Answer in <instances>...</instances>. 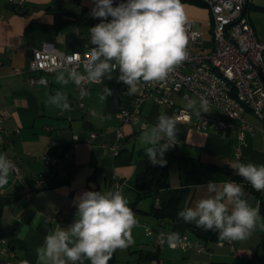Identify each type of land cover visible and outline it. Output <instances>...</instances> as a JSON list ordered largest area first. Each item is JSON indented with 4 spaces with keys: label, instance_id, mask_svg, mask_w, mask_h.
Returning a JSON list of instances; mask_svg holds the SVG:
<instances>
[{
    "label": "crops",
    "instance_id": "obj_1",
    "mask_svg": "<svg viewBox=\"0 0 264 264\" xmlns=\"http://www.w3.org/2000/svg\"><path fill=\"white\" fill-rule=\"evenodd\" d=\"M120 2L122 0H114V6ZM181 3L187 19L193 21L201 33V53H212L215 42L210 8L202 0H181ZM93 6L94 0H25L20 7H15L9 0H0V114H8L4 123L6 156L18 166L22 175L21 180H16L14 173H10L9 183L0 189V238L15 250V263L22 264L27 260L29 264H37L36 249L57 227L67 228L74 222L77 211L74 201L85 191H119L128 205L136 203L138 192L134 180L149 165L138 137L145 126L155 125L157 118L165 114L176 121L177 140L181 142L164 156L174 163L172 188L189 190L185 208L195 207L198 200L210 195L206 190L209 181L221 186L223 182L231 181L242 186L245 198L251 206L259 209L261 219L246 240L206 243L196 236L199 227L193 228L182 220L160 221L151 215V207L158 204L159 199L154 201L149 197L137 202L133 211L138 221L132 229L134 244L124 250L118 249L113 254V264H264V253H260L264 244V228L260 227L264 224V191H256L235 170L223 172L238 161L264 164V135L260 127L247 137L243 157L237 160L234 131H198L194 118L189 123L176 119L177 109L194 111L186 109L187 102L179 95L173 97L174 107L145 102L140 107L138 124L121 123L117 113L122 107L135 108V100L143 93L144 85L137 93L128 95V86L116 79L118 71L113 73L112 80L105 79L88 87L85 109L75 105L74 110L67 111L47 103L48 97L57 91L67 95L70 106L79 97L74 83H57L58 72L44 75L47 85L31 86L28 73L13 76L15 69H27L34 50L42 49L47 43L67 53L89 50L92 47L88 44L89 29L100 23L98 18L90 15ZM253 9L254 17L250 15ZM247 12L258 37L260 31L256 21L257 16L264 13V0H248ZM57 19L62 24L53 28ZM104 86L113 94L101 101ZM195 101V109L200 108L201 102ZM118 132L123 133V139H118ZM92 133L96 137L91 140ZM113 144L120 145V155L114 156L106 147ZM70 149L74 153L64 159L59 169L46 165L42 159L45 155L62 157ZM234 175L244 182L234 179ZM40 176L52 177L49 187L27 199L25 190L34 187ZM52 217L57 220L50 221ZM145 226L154 230L165 228L201 241L206 244L207 252L196 255L169 246L160 249L147 238ZM257 242L260 244L254 251L252 247ZM235 250L247 251L251 258H236Z\"/></svg>",
    "mask_w": 264,
    "mask_h": 264
},
{
    "label": "clouds",
    "instance_id": "obj_2",
    "mask_svg": "<svg viewBox=\"0 0 264 264\" xmlns=\"http://www.w3.org/2000/svg\"><path fill=\"white\" fill-rule=\"evenodd\" d=\"M90 15L101 22L89 29L88 44L92 47L83 71L65 66L56 75L57 83L78 86L81 99L89 95L84 84L112 80L117 71L116 79L128 86L127 94H135L145 84L165 81L188 56L187 17L181 0H122L116 6L114 0H94ZM112 94L104 86L101 101ZM47 103L61 111L70 110L68 97L61 91L49 96ZM195 108L196 101L189 100L186 109ZM201 112H207L206 100L201 101L196 115ZM177 135L176 121L161 114L155 125L143 128L138 140L153 166L164 167V155L178 143ZM230 167L256 191H264V164L238 161ZM15 168L12 160L0 154V189L9 183ZM206 190L208 197L198 200L195 207L181 210L178 216L204 231L218 233L219 242L248 239L261 217L259 209L245 198L242 186L209 181ZM74 203V222L67 228L57 227L45 237L36 249L37 264H109L118 249L134 244L132 229L138 221L121 192L85 191ZM166 241L173 248L183 242L176 232L167 234Z\"/></svg>",
    "mask_w": 264,
    "mask_h": 264
},
{
    "label": "built area",
    "instance_id": "obj_3",
    "mask_svg": "<svg viewBox=\"0 0 264 264\" xmlns=\"http://www.w3.org/2000/svg\"><path fill=\"white\" fill-rule=\"evenodd\" d=\"M25 0H9L15 7H20ZM211 10V14L220 16L221 32L213 31V39L220 40V52L203 54V42L201 33L196 28L193 21L187 19L186 34L189 42L187 45L188 56L169 77L160 83L145 84L143 93L135 100V108L128 110L122 107L117 113L118 120L127 125H136L140 121V107L145 102H153L159 106L174 107L173 97L179 95L186 102L189 100L207 101V112H201L198 116L196 111H188L185 109H177V120L189 123L195 119V127L198 131H215L220 132L230 129L236 133L237 145L235 147V157L241 160L243 157V149L247 147V137L253 135L257 127L251 123L247 116L242 113L240 103H233L232 89L223 86L213 73L209 72V65L220 64L224 66L228 74L236 78L237 84L241 85L242 98H250V103L257 105L258 110L264 112V42L259 38H252L250 35L251 23H244L241 18V6L248 4V0H202ZM111 19L110 17L108 18ZM101 22V19L98 18ZM89 50L83 52H64L55 45L47 43L40 50H34L33 58L27 69H15L13 76H21L30 74L29 84L47 85L48 82L44 75H50L59 72L65 66H74L78 70L83 71V62L88 59ZM70 61L74 63L70 64ZM41 74L42 76H39ZM1 79V77H0ZM91 84L83 85L88 90ZM76 86V85H75ZM78 93L80 88L76 86ZM85 98L78 97L73 102L70 109L74 110L77 105L80 109L86 108ZM8 118V114H0V153L7 154L5 146L7 144V133L4 123ZM264 135V127L260 126ZM96 137L92 133L90 139ZM122 132H118V139H123ZM77 140L78 137H75ZM181 142L172 148H177ZM52 146H56L53 142ZM114 156L120 155L121 147L119 144L106 146ZM74 153V150H67L64 156L45 155L42 157L46 165L59 169L62 167L63 161ZM15 164V163H14ZM16 165V164H15ZM16 180H21L22 175L16 165L13 171ZM52 177L40 176L36 179L35 186L28 188L24 192L27 199H31L33 195L40 190L49 187V181ZM50 221H56L57 218L52 217ZM147 238L151 239L155 246L163 248L169 246L166 241L167 234L172 233L165 228L154 230L148 226L144 227ZM182 243L174 250H179L185 254H202L207 252L205 243L191 239L188 236H180ZM236 258H251V254L243 250H235ZM16 252L10 244L3 238H0V264H16Z\"/></svg>",
    "mask_w": 264,
    "mask_h": 264
},
{
    "label": "trees",
    "instance_id": "obj_4",
    "mask_svg": "<svg viewBox=\"0 0 264 264\" xmlns=\"http://www.w3.org/2000/svg\"><path fill=\"white\" fill-rule=\"evenodd\" d=\"M56 25L53 28H59L60 19H57ZM62 24V23H61ZM167 161L166 166L160 167L159 165L153 166L149 161L147 170L134 180V188L138 192L137 202L146 198H152L154 201L159 199V203H154L151 207L150 214L155 216L158 220H171L181 221L178 213L185 209L186 202L189 197V190L186 189H174L171 185V172L173 169V161L164 156ZM233 172L231 168L224 169L223 172ZM234 179L242 181L243 179L237 175H234ZM136 203L129 205L134 211ZM196 236L198 239L208 243L210 241H217L218 233L209 230L204 231L202 228L197 229ZM87 262V261H85ZM114 263V256H112L109 264Z\"/></svg>",
    "mask_w": 264,
    "mask_h": 264
},
{
    "label": "bare ground",
    "instance_id": "obj_5",
    "mask_svg": "<svg viewBox=\"0 0 264 264\" xmlns=\"http://www.w3.org/2000/svg\"><path fill=\"white\" fill-rule=\"evenodd\" d=\"M241 18H244V23H251L249 13L247 12V4L241 6ZM212 27L214 32H221L220 16L212 14ZM250 35L252 38H258L253 27H250ZM215 49L212 53L220 52V40L214 39ZM209 72L213 73L215 79L219 81L223 86L232 89V101L233 103H240L242 113H246L253 116L256 121L259 122L260 126L264 127V112L258 110V106L250 103V98H242L241 85L237 84L236 78L228 74L227 70L224 69L223 65L212 64L209 65Z\"/></svg>",
    "mask_w": 264,
    "mask_h": 264
},
{
    "label": "rangeland",
    "instance_id": "obj_6",
    "mask_svg": "<svg viewBox=\"0 0 264 264\" xmlns=\"http://www.w3.org/2000/svg\"><path fill=\"white\" fill-rule=\"evenodd\" d=\"M251 5H253V3H252V1H251ZM254 11H255V9H253L251 12H250V15L252 16V17H254V15H255V13H254ZM256 23H257V28H259V31H260V33L258 32V38L262 41V42H264V13H261V15L259 14V16H257V21H256ZM248 117H250L251 119H252V121H253V124L256 126V127H260V124H259V122L258 121H256L255 119H254V117L252 116H248ZM148 203V202H147ZM260 243H255V246H253L252 247V249L255 251L256 249H257V247H258V245H259ZM262 245V244H261ZM260 253L262 254V253H264V244L260 247Z\"/></svg>",
    "mask_w": 264,
    "mask_h": 264
},
{
    "label": "water",
    "instance_id": "obj_7",
    "mask_svg": "<svg viewBox=\"0 0 264 264\" xmlns=\"http://www.w3.org/2000/svg\"><path fill=\"white\" fill-rule=\"evenodd\" d=\"M181 220L184 222L183 219H181ZM184 223H186V222H184ZM186 224L189 225V226H191V227H193V228H198V227L196 226L195 222H188V223H186Z\"/></svg>",
    "mask_w": 264,
    "mask_h": 264
}]
</instances>
